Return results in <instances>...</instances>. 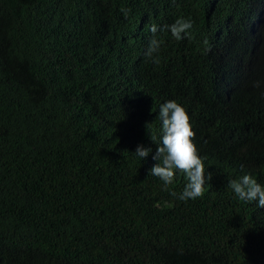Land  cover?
<instances>
[{"label":"trees","instance_id":"trees-1","mask_svg":"<svg viewBox=\"0 0 264 264\" xmlns=\"http://www.w3.org/2000/svg\"><path fill=\"white\" fill-rule=\"evenodd\" d=\"M169 100L195 200L149 174ZM245 174L264 186V0H0V264H264V208L228 187Z\"/></svg>","mask_w":264,"mask_h":264},{"label":"clouds","instance_id":"clouds-1","mask_svg":"<svg viewBox=\"0 0 264 264\" xmlns=\"http://www.w3.org/2000/svg\"><path fill=\"white\" fill-rule=\"evenodd\" d=\"M124 14L127 16V11H124ZM192 26L190 19L179 18L173 24L166 25L165 28L176 40H181L188 35ZM150 31L155 34L158 31L157 25L152 24ZM161 43L162 41L157 40L153 35V39L145 52L146 57L152 59L153 63H159V57H154L153 54L159 51ZM230 74L236 77L238 73L235 69L227 70L223 77ZM223 84L224 86L221 88L224 87L225 90L235 85L230 79H227ZM157 118L161 121L160 141L156 143L155 136L150 137V139L157 145L153 159L159 162L150 169L149 174L158 177L163 182L164 190L167 191L168 186L173 183L176 171H179L185 175L187 184L183 192L179 194L178 199L187 201L203 196L206 180L204 162L198 155L196 145L193 142L195 132L192 130L190 117L186 110L175 100H169L160 105ZM151 151L150 148L138 145L134 153L144 159ZM228 187L240 200L255 201L258 207L264 208V186L259 184L250 174L230 180ZM171 194L177 195L175 192Z\"/></svg>","mask_w":264,"mask_h":264}]
</instances>
